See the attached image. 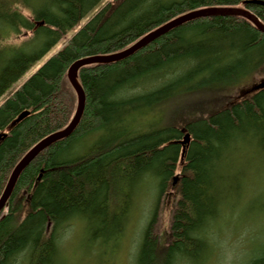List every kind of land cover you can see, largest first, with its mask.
I'll list each match as a JSON object with an SVG mask.
<instances>
[{
    "label": "trees",
    "instance_id": "trees-1",
    "mask_svg": "<svg viewBox=\"0 0 264 264\" xmlns=\"http://www.w3.org/2000/svg\"><path fill=\"white\" fill-rule=\"evenodd\" d=\"M99 3L0 0V95L11 80ZM207 7H245L264 24V5L243 4V0H113L94 13L59 52L0 105V194L19 158L41 138L68 123L75 98L66 71L74 59L120 50L154 26ZM148 74L160 76V84L127 97L123 86L131 87ZM256 75H264V32L249 20L231 15L191 20L126 59L81 67L77 80L86 94L83 116L69 137L41 152L18 176L6 214L0 219V264L14 262L25 249L38 255V264H50L55 240L49 234L54 227L75 213L93 215L94 220L107 225L112 189L119 191L120 183L136 180L149 171L159 178V193H163L178 166L181 177L175 185L178 199L170 223L172 238L162 250L155 246L152 217L143 232L136 264H177L181 259H198L209 239L201 229L211 217L212 223L215 221L225 199L223 173L228 152L239 148L234 143L240 138L264 152V86L244 97L228 99ZM220 86L225 88L214 96H222L224 104L213 111L217 113L185 123L191 139L182 157L179 122L176 126L152 127L131 138H126L114 123L123 110H127L131 122L135 110L147 113L183 91L198 93ZM23 110H29V114L7 131V125ZM94 131L100 139L86 159L72 163L63 159L74 139ZM37 179L40 181L35 183ZM21 191L27 192V208L19 221L22 209L17 200ZM47 221H51L52 229L42 239ZM99 229L104 228L100 225ZM245 261L264 264V249Z\"/></svg>",
    "mask_w": 264,
    "mask_h": 264
},
{
    "label": "bare ground",
    "instance_id": "bare-ground-1",
    "mask_svg": "<svg viewBox=\"0 0 264 264\" xmlns=\"http://www.w3.org/2000/svg\"><path fill=\"white\" fill-rule=\"evenodd\" d=\"M112 1L113 0H105L103 2V0H100V3L103 2V4L94 13H96L101 7H104V6L108 5ZM249 1H252V0H243V4H254L255 5V3H251ZM258 1L264 2L263 0H258ZM258 5H264V3L263 4H258ZM236 8H238L239 10L248 11L249 13L253 14L250 10L246 9L245 7H236ZM205 9H212V7H207V8L198 9V10H205ZM219 9H232V8H219ZM193 11H195V10H193ZM180 15H182V14H180ZM224 15L239 16V17L247 19L245 16H242L240 14H224ZM253 15H255V14H253ZM178 16L179 15H177V16H175V17H173V18H171V19H169L167 21H165L164 23H162V24H160L158 26H154L149 31L143 33L137 40H135L134 42H132L131 44H129L125 48H122L120 50H117V51H114V52H111V53H107V54H104V55H88V56L76 58V59L73 60V62L70 63V65H69V67H68V69L66 71V77H67V80H68V82L70 84L71 91H72V93L74 95L75 103L73 105L74 108L72 110V113H71V116H70V119H69L68 123H66V125L64 127L58 129L57 131L52 132L50 134H47L46 136L41 138L39 141H37L35 144H33L19 158V160L12 167L11 171L9 172V174L7 176V180L5 182V185H4V188H3L2 192L0 194V198H1V195H2V193L4 191V189H5V187H6L7 183H8V181H9L12 173L14 172L15 168L29 154V152L32 150V148L35 145H37L39 142H41L43 139H47L48 137H50L51 135H53L56 132H63L71 125V121L73 120V118L75 116V113H76V110H77V105H78V93H77L76 89L71 85V83H70V81L68 79V73H69L70 69L72 68V66H74V64H76V63H78L80 61L90 60L92 58V56H98V57H106L107 56V57H109V56L120 54V53L124 52L125 50L130 49L138 41L147 40V39L151 38V36H149L150 34L154 33L155 31H157L158 28H160L161 26L165 25L166 23L172 21V19H174V18H176ZM208 16H211V15L201 16V17H198V18H203V17H208ZM198 18H195V19H198ZM195 19H192V20H195ZM189 21H191V20H189ZM189 21H185L182 24H180L179 26H181V25H183V24H185V23H187ZM251 23L256 27V25L253 22H251ZM179 26H177V27H179ZM174 28H176V27H174ZM174 28H172V29H174ZM256 28L259 30L258 27H256ZM70 29H68V30H70ZM172 29H170V30H172ZM67 31H65V33L60 37L58 42L53 47L49 48L40 58L36 59L28 67V69L33 67L37 62H39L40 60H43L47 56V58L45 60H43V62L38 66V67H40L49 57H51V56L55 55L57 52H59L60 49L65 45V42L69 41V39L77 32L76 31L72 36L67 37L66 36V32ZM162 35H164V34H162ZM162 35H160V36H162ZM160 36H158L157 38H159ZM157 38L151 40L149 43H147L145 45V47L147 45H149L150 43H152L153 41H155ZM62 39L64 40L63 45L61 47H59L58 49L53 50L54 47H56L58 45V43ZM141 49H139V50H141ZM133 54L134 53L126 54V55L122 56L121 58H118V59H115V60L109 61V62H93V61L90 60L89 62H87V64H84V65H81V66L78 67V69L76 71V80H77V77H78V71L83 66H91V65H95V64H110V63H114V62H118V61H121L123 59H126V58L132 56ZM26 71H24L18 78L14 79L13 81L12 80L10 81L7 89L0 95V98L2 96L5 97L0 102V105L7 98V96H9L16 89H18L24 83V81L28 78L27 77L26 79L20 80L23 77V75L25 74ZM249 80H251V78L248 79V81ZM263 81H264V78L261 79V81H259L257 84H254L253 86H251V88L249 90L243 91L241 94H239V96L236 95V94H234V95L230 94L228 96V99L229 100H231V99L235 100L238 97H244L245 95H248L249 93L255 92L258 88H261V87H259V84L261 82H263ZM77 82H78V80H77ZM78 84L81 87V89L83 91V94H84V107H83L81 115H80L77 123L73 127L70 135L77 128V126H78V124H79V122H80V120H81V118L83 116V112H84V108H85L86 94H85V91H84V88L82 87V85L79 82H78ZM159 84H160V76L148 74L144 78L134 81L132 83L131 87L123 86V89L128 91V92H126L127 97H132V96H136L137 92L146 93L149 90L153 89L154 87H157ZM223 88H225V87H221L220 86V87L214 88V90L212 89V91L208 90V91H202V92H198V93L188 92V94L186 93V91H183V93L180 96H177L175 98L173 97L170 100L161 103L158 107L153 108L152 111H148L147 113H143V111H141V110H135L132 113V121L131 122H129L130 119L127 116V110H123L120 113V115H118L116 117V121H114V123H115L116 126H118L122 130V133L125 134L126 138H131V137H135V136L141 135L142 133L146 132L147 130H149L152 127L163 128V127H166V126H169V125H172V124L176 126V121H177V122H179L181 124V126H180V138L182 139L181 140V146L183 147V149L181 147V149H182L181 157H182L184 148L188 144V143L186 145L182 144L184 136L186 134H188L189 135V140L191 139L190 138V132L187 131L188 129L185 126V123L188 124L189 122L194 120L193 118L200 117L203 114H208V113L213 112L216 109L220 108L224 104L223 97L222 96L221 97L220 96H214V94H215L216 91H218L219 89H223ZM191 100L195 101V103H194L195 106H190V105H188L186 107L182 106L184 104V102H186V104H191L189 102ZM228 103H232V101H228ZM216 113L217 112H213L212 114H216ZM28 114H29V110H23L22 112H20L14 118V120L10 124L7 125V129L6 130L8 131V129L12 128L14 124L19 122L23 117L27 116ZM70 135L54 141L49 146L55 144L58 141H61V140L65 139V138L69 137ZM94 138H96V139L94 140ZM99 139H100V135L97 134V131L90 132V133L85 134L84 136L77 137L76 139H74L70 143V147L68 148V151H70V149H72V153H68V151H66V152L63 153V157L64 158L62 156L61 157L64 160H68L69 159L68 160L69 163H72L75 159H77V160L81 159L80 161H83L84 159H86V157L90 153H92L94 151L97 143L99 142L98 141ZM240 139L237 140L238 142L234 143V146L239 147V148H237L235 150H232L230 153L228 152V156L224 160L225 164L227 165V168H226V170L224 172L225 174L223 173V178L226 176L224 178L226 184H225V186L223 185L224 186L223 192H225V194H224L225 199L222 201V203L219 206L220 210L217 211V217L215 218V221H214L215 223L214 222H213L214 224L212 223V217H211L209 219V223L207 224V226L206 227L204 226L201 229V232L205 231L207 238L209 237V239L207 241V244L205 246V250L202 252L201 256L198 259H196L194 261L193 260L181 259V260L178 261L177 264H199L204 259L205 260L209 259L208 257H209V255L212 252V247H214L216 245L215 242H212V230L214 229V226H215L216 222H217V224L215 226V231L217 229L221 231L223 228L219 227V221L218 220L222 219L224 217V215H227V213L232 215L231 212H230V208H228L229 207L228 202H229L230 190H232L231 189L232 185H230L229 179L231 178L230 177V169L234 168V165H233L234 164V160H235L234 156L236 154L237 155L240 154L241 152H247V151L248 152L259 153V154L264 155L263 151L258 150L257 148H253L252 146H250L249 143H248L249 144L248 145L246 142H242ZM74 146H77V149L75 148V150H73ZM48 147H45L44 149H41L39 152H37L33 156V158L28 162V164L34 158H36L41 152L46 150ZM28 164L23 169H25L28 166ZM179 167L180 166L177 167V170L175 171L174 174H176V172L178 171ZM20 173H19V175H20ZM40 174H41V172H40ZM40 174H39V178H40ZM174 178H176L175 181H174ZM155 180L158 181V186H159L158 191H159L160 190L159 178H157L154 175H152L149 171H147L143 176H140V177L136 178V180H133L131 182L123 181L122 183L119 184V191H117V190L115 191V190L112 189V191H111V195L112 196L108 200L109 204L107 206L106 213H107V216L109 214H113L114 216L117 217V221H118L117 226L118 227L112 229L110 234L104 235V234H102V232H101L102 230L99 229L100 226L98 225L96 227V229L94 230V233L92 234L93 237L91 236V239H94V240H91V241H93V242L98 241V243H99L98 245L102 246L105 249L104 250V254H105V252L111 253V251L113 252L115 247H118L121 239L124 237V234L127 231L126 228H128V226L130 225V224H128V222L132 220L133 214L130 212L132 206L134 204H136V203L138 204L137 199H138V197L141 194H144V192L148 193V191H149L148 190L149 189L148 183L150 181H155ZM177 180H178V177L174 175L173 178H172V181H171L172 183H170V184L176 183ZM16 181H17V179H16ZM16 181H15V184H14V186L12 188V191L14 190V187L16 185ZM39 181H40V179H37L35 183H37ZM228 181H229V183H228ZM234 181H237V178H235ZM235 183L236 182H234L233 185ZM170 184H169V186H170ZM237 186H239V184H237ZM162 190H164V189H162ZM12 191H11V193H12ZM165 192L166 191H163V193H159L158 199ZM219 192H221V191H219ZM10 195H9V197H10ZM26 196H27V192L21 191L19 199L17 200V202L19 204H21V209H22L21 213H20L19 221H21L23 219L24 214H25V210L27 208L26 205H25L26 202L24 201ZM9 197L5 200V202L3 204V207L0 209V219L6 214ZM23 201H24V207H23ZM139 206H140L141 210H144L145 207H146L145 205L142 207V204H140ZM255 209H257L259 212H261V210H264V204H262L261 206L257 205V204L256 205H250L247 208V210H246L247 215H250V213H252ZM235 212L239 216L237 220L243 218L242 214L239 215V213H241V211H235ZM155 213H156V210H155ZM155 213H154V216H155ZM88 214H90V213H88ZM247 215H245V217ZM92 217H94V216L93 215H88L87 216V214L81 215V214L75 213V215L71 216L68 220H66L64 222V224H62L61 226H58V227L57 226L54 227L53 232L51 234H49V235H51V238H53L55 240L54 255L52 257V260L50 261V264H57L62 259H64L63 258L64 251H65V246L64 245H65V242L68 240V236L66 237L65 235H66V232L69 231L70 225H72L71 232H70V233H72L74 228H75V220L76 219H85V221H87L88 224H89V222L93 223L95 221L94 218H92ZM142 217L143 216L141 215L140 220H142ZM150 221H151V219L148 221V223L146 224L145 228L148 226ZM154 225H155V220L153 222V229H152V234H153L152 236L157 241V244H155V246L158 247L159 250H162L167 245L169 239L166 241V243L165 242L161 243L160 240L158 239V236H157V233L155 231ZM250 225H251V227H248V229H246L247 230V234L249 235V239L251 241H253V240L258 238L259 241H258V243L256 245V248L250 246V247H248L247 250H245L246 252H244L242 254V256L240 258V260H243L242 264L246 263V261H245L246 258H247V261H249V259L252 260V259H254L257 256V254L260 251H262L264 249V225H261L259 230H257L256 232L254 231L255 229L252 227L253 225L252 224H250ZM51 226H52L51 221H47L45 223L44 228L47 229L45 231V235L46 236L43 237L42 239H45L46 237H48L47 234L51 231V229H52ZM137 227H138V224H137ZM145 228H144V230H145ZM96 230H100V231L97 232ZM105 236H109V238H106ZM168 237L172 238V233L170 231H169ZM213 238L215 239L214 234H213ZM141 242H142V237H141V241L140 242L138 241L137 246L134 249L135 250V255H134L135 264H136V260H137V256H138V250H139ZM10 264H38V255L37 256H36V254L35 255L34 254L31 255V253L30 252L28 253V250L25 249V250L19 252L16 255V257H15V261L14 262H10Z\"/></svg>",
    "mask_w": 264,
    "mask_h": 264
},
{
    "label": "rangeland",
    "instance_id": "rangeland-1",
    "mask_svg": "<svg viewBox=\"0 0 264 264\" xmlns=\"http://www.w3.org/2000/svg\"><path fill=\"white\" fill-rule=\"evenodd\" d=\"M104 1L105 0H103V2ZM103 2L87 13L73 28L68 30L66 36H72L82 25H84ZM63 42L64 40L62 39L53 50L61 47ZM46 58L47 56L43 60ZM43 60H40L33 67L28 69L20 80L29 77ZM263 78L264 75L254 76L251 80L239 86L234 94L239 96V94L243 91L249 90L251 86L257 84ZM4 98L5 97L2 96L0 102ZM189 102L191 104H186V102H184L182 106H195L194 100ZM95 139L96 138H94V140ZM75 148L77 149V146H74L73 150H75ZM68 153H72V149H70ZM234 159V168L230 169L231 178L229 181L230 185H232V190H230L228 202V208H230L232 215L227 213L222 219L218 220L219 227L223 229L221 231L217 229L213 233L215 236V248L209 255V259H204L199 264H242L243 260H240L242 254L246 252L245 250L250 246L256 248L259 241L258 238L251 241L246 229L251 227L250 224H252V227L256 232L261 225H264V210L259 212L255 209L250 215H247L246 210L250 205L257 204L261 206L264 204V155L247 151L241 152L238 155L236 154ZM180 173L181 171L179 167L174 175L179 179L181 177ZM235 178H237V181H234ZM234 182L236 183L233 185ZM176 183L170 184L166 192L162 194L159 199L158 181L155 180L148 183V193L144 192V194H141L137 199L139 205L142 204V207L144 205L146 206L145 209L141 210L137 203L132 206L130 212L133 216L132 220L128 222L130 225L126 228L127 231L121 239L118 247H115L111 253L105 252L104 254L105 249L98 245V241H91L94 240L91 239V236L93 237L92 234L98 225H101L104 228L101 231L102 234H110L112 229L118 227L116 216L109 214V223L107 225H103L100 220H95L93 223L89 222L88 224L85 219H76L73 232L70 233L72 228V225H70V229L65 235L66 237L68 236V240L64 245V259L57 264H135L134 249L136 248L138 241H141L144 228L148 221L154 216L155 210L154 228L160 242L166 243L169 239L168 235L172 213L178 199L175 189ZM237 184H239V186H237ZM235 211H241L239 215L242 214L243 218L237 220L239 216ZM141 215L143 216L142 220H140ZM245 215L247 216L245 217Z\"/></svg>",
    "mask_w": 264,
    "mask_h": 264
},
{
    "label": "water",
    "instance_id": "water-1",
    "mask_svg": "<svg viewBox=\"0 0 264 264\" xmlns=\"http://www.w3.org/2000/svg\"><path fill=\"white\" fill-rule=\"evenodd\" d=\"M249 2L255 3V4H263L264 3V2L258 1V0H252ZM224 14H240L242 16H245L248 20L253 22L256 25V27L259 28V30L264 32V25L258 20V18L255 15L249 13L248 11L239 10L238 8H232V9L212 8V9L197 10V11L195 10V11H190V12L184 13V14L179 15L178 17L172 19V21L166 23L165 25L158 28L157 31L150 34L149 36H151V38H149L147 40L138 41L130 49L125 50L124 52H122L120 54L109 56V57H107V56L106 57L92 56V58L90 60L93 62L113 61L115 59L121 58L122 56H124L126 54H132V53L137 52L139 49L145 47V45L147 43H149L151 40L157 38L158 36H160L162 34L167 33L170 29L179 26L180 24H182L185 21H189V20L201 17V16H206V15H224ZM90 60H84V61H80V62L74 64V66H72V68L70 69V71L68 73V79H69L71 85L76 89V91L78 93L77 110H76V113H75L73 120L71 121V125L65 131L56 132L53 135H51L50 137H48L47 139H43L41 142H39L37 145H35L32 148V150L29 152V154L19 163V165L15 168L14 172L12 173V175H11V177H10V179H9V181H8L6 187H5V189L1 195L0 209L3 207L5 200L11 194L12 188L15 184V181H16L19 173L28 164V162L33 158V156L37 152H39L41 149L48 147L54 141L70 135V133H71L73 127L75 126V124L77 123V121L81 115L82 109L84 107V94H83V91H82L81 87L79 86V84L76 80V71H77L79 66L87 64V62H89ZM263 86H264V81L259 84V87H263ZM189 141H190L189 135L186 134L184 136L182 144L186 145L187 143H189ZM175 180H176V178H174V181Z\"/></svg>",
    "mask_w": 264,
    "mask_h": 264
}]
</instances>
